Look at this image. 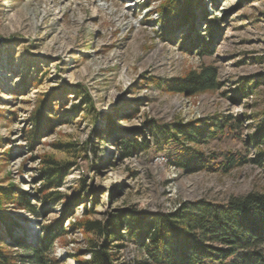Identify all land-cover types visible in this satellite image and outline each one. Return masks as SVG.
<instances>
[{
  "label": "rangeland",
  "instance_id": "1",
  "mask_svg": "<svg viewBox=\"0 0 264 264\" xmlns=\"http://www.w3.org/2000/svg\"><path fill=\"white\" fill-rule=\"evenodd\" d=\"M171 1L0 0V188L26 192L40 216L11 204L4 212L25 228L13 235L31 243L43 226L64 220L65 235L50 252L56 264H84L103 242L97 232L85 234L81 221L105 224L122 210L175 213L199 201L222 206L264 192L263 167L249 162L230 172L188 173L172 164L176 150L156 135L158 128L201 120L225 127L231 118L215 137L190 147L219 162L227 154L255 157L258 149L247 144L263 119L264 0H202L193 29L167 33L162 9ZM206 20L218 21L211 40ZM198 37L211 47L203 51ZM203 68L216 70L219 89L192 96L167 91L168 81ZM254 83L239 99L240 86ZM44 102L55 122L33 136ZM124 137L149 146L124 159ZM48 158L69 170L61 188L50 190L62 201L44 207ZM7 226L0 222V232ZM10 243L5 236L3 246ZM115 244L123 247H111L113 264H157L137 243Z\"/></svg>",
  "mask_w": 264,
  "mask_h": 264
},
{
  "label": "trees",
  "instance_id": "2",
  "mask_svg": "<svg viewBox=\"0 0 264 264\" xmlns=\"http://www.w3.org/2000/svg\"><path fill=\"white\" fill-rule=\"evenodd\" d=\"M201 7L202 0H172L162 9V26L169 28L167 33H173L176 29H193L196 11ZM201 12L205 17L206 11L201 9ZM205 23L210 27L207 37L211 40L218 28V21L206 20ZM198 39L200 44L204 43L203 51L211 47V42L205 37ZM256 85L258 83L240 86L238 98H248L250 90ZM220 86L217 72L213 68H203L201 72H192L185 78L166 83L167 91L187 96L217 90ZM85 102L90 103V100ZM50 105L44 102L34 116V130H31L33 136L41 134L45 122L54 124L55 121L45 115L47 112L45 108ZM47 110L51 112L50 108ZM232 120L227 118L225 127H222L219 120H201L185 126L176 125V130L173 131L158 128L156 135L163 139V144L176 150L177 153L172 156L174 158L172 164L188 173L219 169L230 172L237 166L249 162L264 168V110L263 119L258 124L256 132L248 139L247 145L256 146L258 149L250 161L237 154H227L224 161L219 162L217 155L208 156L190 147L191 143L196 146L206 143L207 138L216 136L215 130H224ZM236 120L240 123V119ZM120 145L124 159L132 158L149 146L148 142H139L138 139L131 137H124ZM46 162L47 166L42 172L44 185L40 189L42 206L47 207L49 202L56 206L62 198L55 197V193H51L50 190L61 188L67 178L69 167L50 158ZM29 200L30 197L24 191L0 188V222L10 224L4 234L0 232V264H56L50 258V252L55 241L65 235L64 220L43 226L34 243L27 242L24 234L13 235L16 230L24 231L25 228L18 221L9 218L4 212V205H17L21 210L40 216L36 206ZM70 207L71 205L67 210ZM44 210L45 208L42 211ZM46 217L44 211L43 218ZM78 226L85 234L97 232L103 239L101 244L92 246L89 251L91 259L84 264H113L112 256L109 254L111 247L122 249L123 244L115 243L125 241L142 246L149 260L157 264H264V192H251L243 197L232 198L227 205L222 206L199 201L193 205H183L175 213L147 215L138 211L122 210L118 215L109 216L105 224L85 220ZM5 236L11 239L7 248L3 246ZM9 247L23 250L24 254L15 255L8 249Z\"/></svg>",
  "mask_w": 264,
  "mask_h": 264
}]
</instances>
